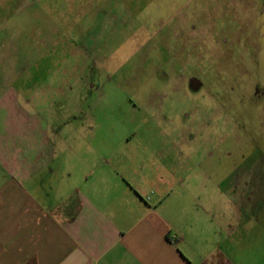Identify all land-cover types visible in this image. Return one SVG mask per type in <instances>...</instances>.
I'll use <instances>...</instances> for the list:
<instances>
[{
    "label": "rangeland",
    "instance_id": "obj_1",
    "mask_svg": "<svg viewBox=\"0 0 264 264\" xmlns=\"http://www.w3.org/2000/svg\"><path fill=\"white\" fill-rule=\"evenodd\" d=\"M4 75L73 147L61 157L165 154L264 205V0H0Z\"/></svg>",
    "mask_w": 264,
    "mask_h": 264
},
{
    "label": "crops",
    "instance_id": "obj_2",
    "mask_svg": "<svg viewBox=\"0 0 264 264\" xmlns=\"http://www.w3.org/2000/svg\"><path fill=\"white\" fill-rule=\"evenodd\" d=\"M5 76L0 264H264V220L251 222L264 219L261 192L221 191L218 177L206 191L205 177L180 176L165 154L132 167L61 157L73 147ZM232 182L250 184L244 174Z\"/></svg>",
    "mask_w": 264,
    "mask_h": 264
}]
</instances>
